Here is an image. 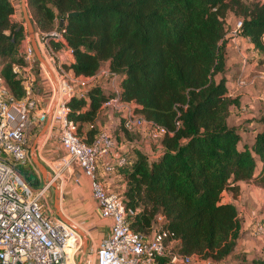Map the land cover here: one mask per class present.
Segmentation results:
<instances>
[{
  "label": "trees",
  "instance_id": "obj_1",
  "mask_svg": "<svg viewBox=\"0 0 264 264\" xmlns=\"http://www.w3.org/2000/svg\"><path fill=\"white\" fill-rule=\"evenodd\" d=\"M17 2L0 0V73L12 93L23 98L22 78L13 66L23 63L20 50L28 30L23 21L13 19ZM27 4L39 36L64 20L65 37L75 51V61L67 67L75 75L94 76L107 65L120 77L122 99L134 101L139 115L167 128L153 146L140 144V130L122 123L114 130L116 139L129 148L127 165L115 173L119 194L134 211L130 227L145 236L157 227L170 232L160 264H170L173 254L212 264H264V256L249 258L238 250L243 218L235 202L222 201L225 191L236 198L241 182L264 189V114L247 120L257 126L253 141L242 143L240 127L229 122L241 102L226 84L231 16L242 21L239 38L252 44L249 48L264 64V0H27ZM73 11L78 14L69 16ZM52 45L63 46L58 41ZM37 75L39 81V69ZM106 83L94 80L87 98L68 101L69 118L89 144L104 125ZM21 171L32 185L31 175L38 179L31 168ZM160 215L162 223L157 221Z\"/></svg>",
  "mask_w": 264,
  "mask_h": 264
},
{
  "label": "built area",
  "instance_id": "obj_2",
  "mask_svg": "<svg viewBox=\"0 0 264 264\" xmlns=\"http://www.w3.org/2000/svg\"><path fill=\"white\" fill-rule=\"evenodd\" d=\"M241 26L242 21L236 20L228 34L231 41L238 42ZM57 28L45 36L37 33L42 53L58 81L59 100L54 109L53 122L64 153L49 166L53 177H61L73 165L79 166L90 181L91 194L101 216L111 220V231L99 242L93 264H160V258L168 250L166 240L170 232L157 227L148 237L134 231L128 221L134 211L126 207L123 196L110 190L98 178L97 170L100 161L104 162L107 174L128 163V146L120 144L114 133L118 123L129 130L146 129L145 134L154 142L159 141L168 130L139 115L134 101L122 99L121 88L117 84L120 77L110 72L108 66L94 76L75 75L67 67L75 61V51L67 42L64 26L59 31ZM26 41L20 50L23 63L13 66V72L22 78L23 98H17L12 93L0 73V264H73L79 250L78 234L49 213L46 203L48 186L42 185L34 190L21 171L30 164V131L35 124L47 119L54 98L52 94L49 104L39 107L37 73L40 64L28 36ZM52 41L61 42L63 46L55 49ZM240 55L242 66L236 86L241 88L249 81L244 75L248 55L246 52H240ZM109 79L112 85L105 86V90L112 87V91L106 92L102 109L115 119V123L102 127L89 144L78 136L77 124L69 118L68 101L74 97L87 98L94 80L103 82ZM76 181L80 182L79 178ZM258 215L253 211L251 234L254 239L264 240V215ZM157 221L162 223L163 216H158ZM176 257L180 256L172 255L170 264ZM187 262L212 264L211 260L197 258Z\"/></svg>",
  "mask_w": 264,
  "mask_h": 264
},
{
  "label": "crops",
  "instance_id": "obj_3",
  "mask_svg": "<svg viewBox=\"0 0 264 264\" xmlns=\"http://www.w3.org/2000/svg\"><path fill=\"white\" fill-rule=\"evenodd\" d=\"M234 19L235 18H233V16L229 18V21H231L232 26L235 22ZM36 41L42 51L41 40L38 35H36ZM237 41L238 42L236 43L231 40L227 42L226 47L228 52V64L226 72V84L230 93L233 96H238L241 102L255 103L257 99V91L255 90L254 86H252V80H248L249 83L244 87L240 88L236 86V78L239 75L242 66L240 52L244 51L248 55V64L246 66L245 71L246 78H255L256 75H259L258 73L261 69L264 68V64L259 63L254 50L249 48L250 46H252V44L247 39L240 37ZM26 43L27 41L25 39L23 42V46H25ZM29 43L32 45L30 37ZM61 53L63 55V52H60V54ZM106 66L107 65H104L103 67ZM42 70L44 69L42 67V64L40 63V74H42ZM43 83L45 86L52 85L48 76L43 77ZM233 114L234 113H232V115ZM231 116L229 118V121L231 119ZM251 117L253 116L250 114H243V116H240L237 121L241 122L242 120L249 119ZM101 119H103L104 121L107 120L108 123L105 124V126L110 123H115V119H113L112 116L107 114L103 109H101ZM45 121L47 122V119ZM48 127L45 130L46 134L43 143L37 144V153L39 160L41 159L44 162L42 163L47 166L50 170L51 168L49 166L51 162L61 156L64 151L57 138L53 117ZM137 144L139 145V142H137ZM29 158L30 164H28L29 166L27 168H31L36 172L37 169L31 158L30 149ZM103 165L104 162L100 161L97 170L98 178L103 181L110 190L113 191L114 189H118L120 183L116 180L119 175L115 172L112 174H107L104 171ZM76 178H79L80 182H77ZM55 181L58 182L60 187V207L62 212L74 223H76V225L78 224L81 228H83L88 234V247L84 253H81L80 257L82 264H93L95 260V251L99 245V242L102 238L108 236L111 231V220L109 218H104L101 216L98 204L93 199L91 194L90 181L83 174L82 169L79 166L73 165L71 170L64 173L61 177L55 178ZM42 185L44 184H41V186ZM240 187V194L236 198H234L232 194L227 191L223 193L222 198L223 202H235L238 206L239 211H242V216H240L243 218V231L241 238L238 241V250H243V252H245L249 258H252L254 256H264V240L254 239L252 237L249 225V210H251V208L253 207H264V189L256 186L253 183L245 182H241ZM152 234L153 231L151 234L148 235V237H151ZM80 244L81 243L79 241V246ZM76 256L77 255H75L73 264H76Z\"/></svg>",
  "mask_w": 264,
  "mask_h": 264
},
{
  "label": "rangeland",
  "instance_id": "obj_4",
  "mask_svg": "<svg viewBox=\"0 0 264 264\" xmlns=\"http://www.w3.org/2000/svg\"><path fill=\"white\" fill-rule=\"evenodd\" d=\"M13 19L17 20V21H23V23H24V25H25V27L27 29V25H26V22H25L24 17H23V12H22V7H21V0H18V2H17V10H16V13L13 16ZM229 22L231 23V21H229ZM28 36H29V34H28ZM243 53H244V51H243ZM44 58L46 59L45 56H44ZM46 61H47V59H46ZM47 64L50 67V69L52 70V72H53V74H54V76L56 78L55 72H54L52 66L49 64L48 61H47ZM42 67H43L44 70H42V74H40V79L38 81V87L40 88V92L38 94V99H39V103L38 104H39V107H46L49 104V102L51 101V97H52V94H53V88L55 89V87H54V84H53V81H52L50 75L47 73L46 67L44 65H42ZM46 73H47V75H46ZM258 74L259 75H256L255 78H247V80H252V86H254L255 90L257 91V99H256L255 103H250V102L243 103V102L240 101L241 102L240 106L235 108L234 114L231 116V119L229 121L231 125L240 127L239 129L241 130V137H242L241 142L242 143H245V142L251 143L253 141V138H254V135H255L254 130L256 129V126H257L256 122H253L252 124H249V122L247 120H255L256 118H259L261 114H264V77H263L264 68L261 69ZM244 75H245V73H244ZM44 76H48L49 77V80H50V82L52 84L51 86H45L44 85V83H43V77ZM245 77H246V75H245ZM56 80H57V78H56ZM107 81L108 82L106 83V86H108V87L111 86L112 85L111 79H109ZM117 84H119V82H117ZM52 86H53V88H52ZM111 91H112V87L106 89L107 93H109ZM53 100L54 99H52V102H53ZM243 114H250L253 117H251L249 119H244L241 122H238L237 121L238 118L240 116H243ZM102 121H104V120L102 119ZM45 123H46V121H44L41 124H38L37 127L31 129V131H30V147H29L30 151H31V147H32V145H33L35 140H36L37 144L38 143L39 144L43 143V141L45 139L46 132H43L41 135H40V132L43 129V126L45 125ZM107 123H108L107 120H105L104 121V125L101 124L102 127H104L105 124H107ZM145 132H146V129H141L140 130V133H139V139L141 141L140 144H142V145H147L148 144L150 146H153V144L155 143L154 140L153 141L150 140L149 137L145 134ZM115 135H117V132L115 133ZM117 140L120 143L122 142L118 138H117ZM121 144L123 145L124 143L122 142ZM41 162H43V161L41 160ZM32 171L34 172V170H32ZM36 173H37V176H38L37 180H36V177H35L34 174H32L31 177H30V179H31L30 181H33L34 190L35 189L37 190L41 186V184H43V181L41 179L40 174L37 171H36ZM114 191L116 193H118V194L120 193L119 189H114ZM48 198L49 197L47 195L46 196V201H47L46 203L49 206L50 212H49V210H47V211L52 214V208H51V206L49 204V199ZM253 211H255L256 213H259L258 216H262V215H264V207H253V208H251V210H249L250 231H251V228H252L251 225L253 224V219H252ZM240 212L242 214V211H240ZM77 226L80 227L78 224H77ZM81 229L84 230L83 228H81ZM84 233H86V235H88L85 230H84ZM79 241L81 243V241H82L81 237L79 238ZM76 255H77L76 256V264H77V261L81 257L80 246H79V251L77 252Z\"/></svg>",
  "mask_w": 264,
  "mask_h": 264
},
{
  "label": "water",
  "instance_id": "obj_5",
  "mask_svg": "<svg viewBox=\"0 0 264 264\" xmlns=\"http://www.w3.org/2000/svg\"><path fill=\"white\" fill-rule=\"evenodd\" d=\"M21 7H22V12H23V17H24V20H25L26 25H27L28 34H29V37L31 39L32 45L35 49L37 59L42 65H44L46 67L47 73L50 75V77L53 81L54 87H55V89H54V91H55L54 92V100L50 105V110H49V114L47 117V122L40 132V135H41L47 129L50 121L52 120L53 114H54V109H55V106H56L57 101H58V81L56 80L52 70L48 66L47 61L44 58L43 53H42V51H41V49H40V47L36 41L37 31H36V27L34 26L32 19H31V16H30L29 11H28L27 0H21ZM76 14H78V12L73 11V12L69 13V16L76 15ZM63 26H64V20L62 19V20H60L57 31H59ZM30 155H31V158H32L35 166H36L38 173L42 177L43 184L48 186L47 195L49 197L48 198L49 204L52 208L53 216L57 220H59L60 222L64 223L65 225H67L68 227L73 229L78 235H80V237L82 239L81 244H80V251H81V253H84L88 247V236L86 235V233H84V231L80 227H78L76 225V223H74L71 219H69L62 212L61 207H60L61 193H60L59 184L57 181H55V179H54L53 175L51 174L49 168L47 166H45L39 160L38 153H37L36 140L34 141L32 147H31ZM173 263L174 264H196V263H188L182 257H176ZM77 264H82L81 259H79L77 261Z\"/></svg>",
  "mask_w": 264,
  "mask_h": 264
}]
</instances>
